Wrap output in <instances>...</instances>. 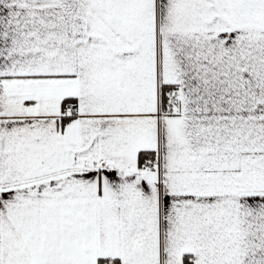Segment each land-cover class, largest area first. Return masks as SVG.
Returning a JSON list of instances; mask_svg holds the SVG:
<instances>
[{
  "label": "snow or ice",
  "instance_id": "snow-or-ice-1",
  "mask_svg": "<svg viewBox=\"0 0 264 264\" xmlns=\"http://www.w3.org/2000/svg\"><path fill=\"white\" fill-rule=\"evenodd\" d=\"M0 264H264V0H0Z\"/></svg>",
  "mask_w": 264,
  "mask_h": 264
}]
</instances>
